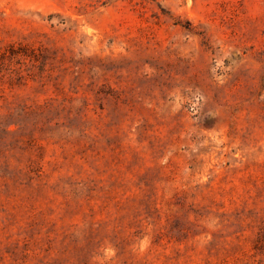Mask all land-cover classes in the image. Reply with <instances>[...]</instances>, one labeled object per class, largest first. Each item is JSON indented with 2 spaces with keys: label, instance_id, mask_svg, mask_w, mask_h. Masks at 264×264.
Masks as SVG:
<instances>
[{
  "label": "rangeland",
  "instance_id": "374dc122",
  "mask_svg": "<svg viewBox=\"0 0 264 264\" xmlns=\"http://www.w3.org/2000/svg\"><path fill=\"white\" fill-rule=\"evenodd\" d=\"M0 264H264V0H0Z\"/></svg>",
  "mask_w": 264,
  "mask_h": 264
}]
</instances>
